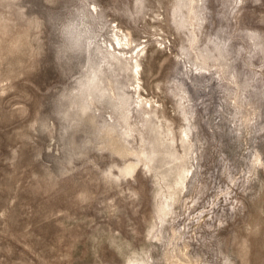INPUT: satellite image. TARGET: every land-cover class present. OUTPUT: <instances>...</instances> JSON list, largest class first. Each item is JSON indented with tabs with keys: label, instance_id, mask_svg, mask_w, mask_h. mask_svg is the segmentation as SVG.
<instances>
[{
	"label": "rangeland",
	"instance_id": "1",
	"mask_svg": "<svg viewBox=\"0 0 264 264\" xmlns=\"http://www.w3.org/2000/svg\"><path fill=\"white\" fill-rule=\"evenodd\" d=\"M0 264H264V0H0Z\"/></svg>",
	"mask_w": 264,
	"mask_h": 264
},
{
	"label": "bare ground",
	"instance_id": "2",
	"mask_svg": "<svg viewBox=\"0 0 264 264\" xmlns=\"http://www.w3.org/2000/svg\"><path fill=\"white\" fill-rule=\"evenodd\" d=\"M117 45L120 46L121 45V40L117 39Z\"/></svg>",
	"mask_w": 264,
	"mask_h": 264
}]
</instances>
